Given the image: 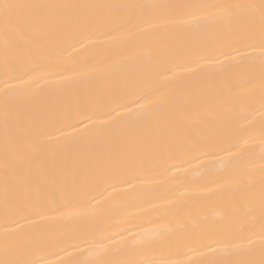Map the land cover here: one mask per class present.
<instances>
[{
  "label": "snow or ice",
  "instance_id": "snow-or-ice-1",
  "mask_svg": "<svg viewBox=\"0 0 264 264\" xmlns=\"http://www.w3.org/2000/svg\"><path fill=\"white\" fill-rule=\"evenodd\" d=\"M0 58V264H264V0H0Z\"/></svg>",
  "mask_w": 264,
  "mask_h": 264
},
{
  "label": "bare ground",
  "instance_id": "bare-ground-1",
  "mask_svg": "<svg viewBox=\"0 0 264 264\" xmlns=\"http://www.w3.org/2000/svg\"><path fill=\"white\" fill-rule=\"evenodd\" d=\"M12 2L17 3H42V2H62V3H103V4H150V3H160V2H184V0H12ZM258 2V0H257ZM95 49L87 48L81 49L80 45L76 46L75 50H70L72 55L85 56L95 53ZM4 72L3 61L0 58V77H2ZM3 149L2 134H0V151ZM259 152V148L256 149ZM216 167H219L217 163ZM167 179L162 174H152L146 183L140 184L135 191L129 192L126 195L130 197H141L144 199H152L155 203L159 205H164L168 203L169 191L171 190V185L164 183ZM3 203L0 201V224L3 223ZM259 226L257 225V231ZM50 259H55V257H50Z\"/></svg>",
  "mask_w": 264,
  "mask_h": 264
}]
</instances>
